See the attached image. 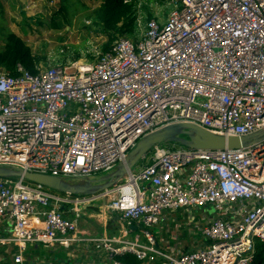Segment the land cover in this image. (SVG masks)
<instances>
[{
	"label": "built area",
	"instance_id": "obj_1",
	"mask_svg": "<svg viewBox=\"0 0 264 264\" xmlns=\"http://www.w3.org/2000/svg\"><path fill=\"white\" fill-rule=\"evenodd\" d=\"M150 3L146 20L137 4L134 40L119 38L94 63L0 69V168L90 180L175 124L227 137L264 131V0ZM101 201L146 242L80 236L86 210ZM206 209L209 223L187 224L205 241L193 252L161 249L150 233L166 213ZM1 220L13 222L0 242L18 246L15 264H26L29 244L83 246L109 264H127L124 256L141 264H255L256 241L264 243V140L235 150L157 146L137 173L96 196L0 179Z\"/></svg>",
	"mask_w": 264,
	"mask_h": 264
},
{
	"label": "rangeland",
	"instance_id": "obj_2",
	"mask_svg": "<svg viewBox=\"0 0 264 264\" xmlns=\"http://www.w3.org/2000/svg\"><path fill=\"white\" fill-rule=\"evenodd\" d=\"M140 1L143 3L142 9L146 20L150 17L151 3L150 0ZM0 4L2 6L0 50L4 46L5 36L14 33L25 41L43 66L49 65L50 62L51 65L94 63L97 56L104 52L105 47L113 43L110 37L101 33L100 26L93 18V11L101 5L100 0H0ZM159 10L163 12L165 7H159ZM147 159L137 165L135 173L144 162H147ZM105 176L106 173H99L92 176L90 181L98 184ZM65 181L72 184L81 182L78 179H65ZM181 215L174 219L181 225L179 233L182 241L186 240L191 229L186 226L188 222L202 226L213 219V216L202 213L189 214L191 216ZM152 233L159 239V234L155 230ZM139 235L141 236L139 241L145 243L146 240L141 232L134 233V237ZM194 235L201 234L196 232ZM256 243L261 242L257 240Z\"/></svg>",
	"mask_w": 264,
	"mask_h": 264
},
{
	"label": "crops",
	"instance_id": "obj_3",
	"mask_svg": "<svg viewBox=\"0 0 264 264\" xmlns=\"http://www.w3.org/2000/svg\"><path fill=\"white\" fill-rule=\"evenodd\" d=\"M139 170L140 167L138 168V171ZM177 213H166L165 215L167 217V221L163 222L160 227L150 231L154 238L156 237L153 235L152 231L155 230L159 234V239L157 237L156 240L160 245V248L168 249L172 246H178L184 252L189 253L203 247L205 245V241L201 235H194L192 233L193 229L190 225H186L191 229L186 240L182 241L179 233L181 225L179 222H176L174 218L180 216L181 213L182 215H189L193 213L200 215V213H202L212 216V210L206 209L202 212L199 210H191L188 212L181 210ZM116 219H119V217L107 210L106 201L95 203L92 208L86 210V214L79 224V235L83 237H103L111 240L126 236L130 240H140V235L134 237V233L136 232H141L143 234V231H141L139 227L136 226L137 229L135 230L134 227L127 228L126 226L124 229ZM33 222L39 224L40 220L34 219ZM12 227L13 222H10L9 220L0 221V240L7 239L12 235ZM18 254V246L0 242V264H15L14 260ZM23 257L26 264H109L111 261L108 256L94 254L91 250H88L83 246H80L77 249L74 248L67 250L59 247L58 245L51 247L29 244L23 253Z\"/></svg>",
	"mask_w": 264,
	"mask_h": 264
},
{
	"label": "water",
	"instance_id": "obj_4",
	"mask_svg": "<svg viewBox=\"0 0 264 264\" xmlns=\"http://www.w3.org/2000/svg\"><path fill=\"white\" fill-rule=\"evenodd\" d=\"M264 140V131L249 137H233L215 134L193 124H175L158 130L143 138L136 148L130 152L126 163H121L116 169L96 184L95 181L81 180L79 183H67L62 178L47 175L25 173L21 170L0 168V179L23 177L27 181L42 185L60 193L76 196H96L111 190L122 183L129 173H133L137 165L148 158L155 147L168 144H179L192 150H225L242 149ZM123 228L125 225L116 219ZM136 230L137 228L134 227Z\"/></svg>",
	"mask_w": 264,
	"mask_h": 264
},
{
	"label": "trees",
	"instance_id": "obj_5",
	"mask_svg": "<svg viewBox=\"0 0 264 264\" xmlns=\"http://www.w3.org/2000/svg\"><path fill=\"white\" fill-rule=\"evenodd\" d=\"M101 5L93 11L95 23L100 26L101 33L110 37L114 42L119 38H134L137 33V4L139 0H100ZM0 10L2 6L0 4ZM152 15L150 14V17ZM149 17V18H150ZM110 48L105 47L104 52ZM18 64L27 70L36 73V68L41 65L31 48L19 36L9 33L5 36V43L0 50V69L14 74ZM182 147L179 144H168ZM121 260L127 264H141L132 256H124ZM255 264H264V243L256 245Z\"/></svg>",
	"mask_w": 264,
	"mask_h": 264
}]
</instances>
